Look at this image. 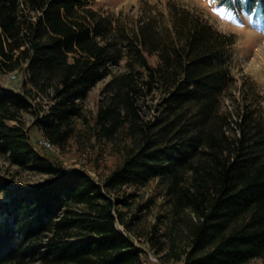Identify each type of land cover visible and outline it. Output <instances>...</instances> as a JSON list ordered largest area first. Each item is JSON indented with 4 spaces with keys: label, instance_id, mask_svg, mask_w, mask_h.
<instances>
[{
    "label": "trees",
    "instance_id": "obj_1",
    "mask_svg": "<svg viewBox=\"0 0 264 264\" xmlns=\"http://www.w3.org/2000/svg\"><path fill=\"white\" fill-rule=\"evenodd\" d=\"M220 1L264 28V0ZM236 43L182 4L131 21L95 0H0V72L23 74L0 83V158L48 176L0 174V264L264 259V93L236 76Z\"/></svg>",
    "mask_w": 264,
    "mask_h": 264
},
{
    "label": "rangeland",
    "instance_id": "obj_2",
    "mask_svg": "<svg viewBox=\"0 0 264 264\" xmlns=\"http://www.w3.org/2000/svg\"><path fill=\"white\" fill-rule=\"evenodd\" d=\"M96 6L115 13H122L129 20H135L140 14L149 8L153 10H162L166 13L171 12L174 4H182L193 11H198L208 19L219 30L233 32L237 36V56L239 59L238 65L234 69L237 77L248 76L256 81L258 87L264 93V28H259L251 19L243 15H235L231 10L227 9L226 5H222L220 0H95ZM104 81H100L90 92L87 99V105L94 106L100 89ZM23 81V74L20 71L3 73L0 72V83L7 89L18 90ZM26 118L30 116L26 114ZM40 138V136L38 135ZM42 143V140H40ZM51 152L57 155L67 165L79 166L86 169L98 181L102 180L108 168L104 167L106 161L102 163L100 171L92 170L86 164V158L74 151L61 150L57 147L49 148ZM109 160V159H108ZM111 164L110 160L108 164ZM0 174L6 176L13 186L22 187L47 180L48 176L38 174L31 171L20 170L15 166L9 165L0 158ZM153 221V216H147L146 222ZM139 246H144L142 242L137 241ZM148 248V247H147ZM152 254V256H150ZM149 258L157 259L156 263L150 264H171L167 263L161 254H155L151 249ZM249 264H264V259H254L248 262ZM180 264V263H176Z\"/></svg>",
    "mask_w": 264,
    "mask_h": 264
},
{
    "label": "built area",
    "instance_id": "obj_3",
    "mask_svg": "<svg viewBox=\"0 0 264 264\" xmlns=\"http://www.w3.org/2000/svg\"><path fill=\"white\" fill-rule=\"evenodd\" d=\"M42 144L45 145L46 147H49V148H53L54 147V145L51 142H49L48 140H46V139H42ZM150 256H152V254ZM150 261L153 262V263H156L157 259H154L152 257ZM145 264H148V263H145Z\"/></svg>",
    "mask_w": 264,
    "mask_h": 264
}]
</instances>
